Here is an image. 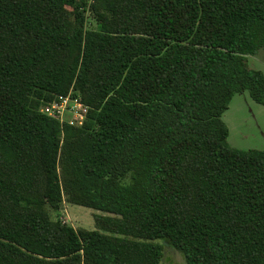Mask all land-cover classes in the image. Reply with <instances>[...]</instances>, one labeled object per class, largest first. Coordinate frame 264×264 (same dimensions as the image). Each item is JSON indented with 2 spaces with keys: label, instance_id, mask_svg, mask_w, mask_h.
Segmentation results:
<instances>
[{
  "label": "trees",
  "instance_id": "16d2710c",
  "mask_svg": "<svg viewBox=\"0 0 264 264\" xmlns=\"http://www.w3.org/2000/svg\"><path fill=\"white\" fill-rule=\"evenodd\" d=\"M262 49L264 0H0V264H264V149L224 120Z\"/></svg>",
  "mask_w": 264,
  "mask_h": 264
},
{
  "label": "rangeland",
  "instance_id": "374dc122",
  "mask_svg": "<svg viewBox=\"0 0 264 264\" xmlns=\"http://www.w3.org/2000/svg\"><path fill=\"white\" fill-rule=\"evenodd\" d=\"M248 64L264 72V50L249 55ZM224 120L230 128L228 140L231 145L242 149H264V104L256 103L248 93L237 94L224 114ZM96 213L109 214L66 201L60 214L64 221L76 228L94 229ZM53 215L56 217L57 214L53 212ZM160 242L164 247L162 264H187L181 252L164 241Z\"/></svg>",
  "mask_w": 264,
  "mask_h": 264
},
{
  "label": "built area",
  "instance_id": "2783aa9c",
  "mask_svg": "<svg viewBox=\"0 0 264 264\" xmlns=\"http://www.w3.org/2000/svg\"><path fill=\"white\" fill-rule=\"evenodd\" d=\"M42 111L47 115L56 117L62 123L81 125L87 117L88 106L79 98L60 96L53 102L45 105Z\"/></svg>",
  "mask_w": 264,
  "mask_h": 264
}]
</instances>
